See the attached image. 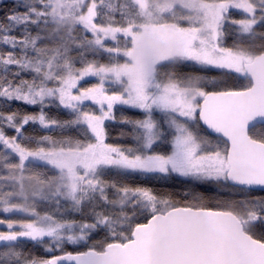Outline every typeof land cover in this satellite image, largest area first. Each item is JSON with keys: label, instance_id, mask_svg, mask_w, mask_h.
Returning <instances> with one entry per match:
<instances>
[{"label": "snow or ice", "instance_id": "snow-or-ice-1", "mask_svg": "<svg viewBox=\"0 0 264 264\" xmlns=\"http://www.w3.org/2000/svg\"><path fill=\"white\" fill-rule=\"evenodd\" d=\"M0 264H264V0L5 6Z\"/></svg>", "mask_w": 264, "mask_h": 264}, {"label": "trees", "instance_id": "trees-1", "mask_svg": "<svg viewBox=\"0 0 264 264\" xmlns=\"http://www.w3.org/2000/svg\"><path fill=\"white\" fill-rule=\"evenodd\" d=\"M13 0H0V16H3L4 14V8L5 6H11ZM185 71H193L194 69H184ZM216 73H209V75H215ZM112 135H116V130L112 132Z\"/></svg>", "mask_w": 264, "mask_h": 264}]
</instances>
